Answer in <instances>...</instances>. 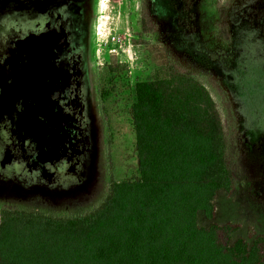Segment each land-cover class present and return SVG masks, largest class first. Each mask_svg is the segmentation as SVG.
I'll return each mask as SVG.
<instances>
[{"label":"rangeland","instance_id":"374dc122","mask_svg":"<svg viewBox=\"0 0 264 264\" xmlns=\"http://www.w3.org/2000/svg\"><path fill=\"white\" fill-rule=\"evenodd\" d=\"M111 54L129 68L105 103L109 168L97 76ZM169 61L216 103L236 176L198 224L264 234V0H0V209L85 214L109 172L136 179L132 88Z\"/></svg>","mask_w":264,"mask_h":264},{"label":"trees","instance_id":"16d2710c","mask_svg":"<svg viewBox=\"0 0 264 264\" xmlns=\"http://www.w3.org/2000/svg\"><path fill=\"white\" fill-rule=\"evenodd\" d=\"M128 65L109 56L97 76L106 128L112 81ZM107 87H106V86ZM137 178L116 181L85 214L63 217L0 209V264H264V234L212 220L218 192L230 198L236 176L216 103L197 74L169 61L132 88Z\"/></svg>","mask_w":264,"mask_h":264}]
</instances>
